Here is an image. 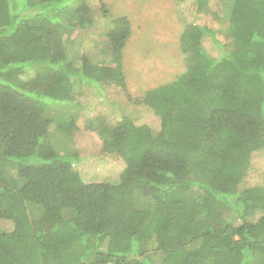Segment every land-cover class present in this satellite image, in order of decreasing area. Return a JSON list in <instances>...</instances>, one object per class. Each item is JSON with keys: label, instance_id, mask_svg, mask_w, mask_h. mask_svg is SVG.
Wrapping results in <instances>:
<instances>
[{"label": "trees", "instance_id": "16d2710c", "mask_svg": "<svg viewBox=\"0 0 264 264\" xmlns=\"http://www.w3.org/2000/svg\"><path fill=\"white\" fill-rule=\"evenodd\" d=\"M182 1L183 71L131 98L127 18L85 0H0V221L13 225L0 264H264V179L240 187L264 154V0ZM99 23L100 53L74 55ZM41 72L52 85L26 81ZM111 89L123 109L104 101ZM80 123L115 181L74 169ZM29 216L51 223L49 239Z\"/></svg>", "mask_w": 264, "mask_h": 264}, {"label": "rangeland", "instance_id": "374dc122", "mask_svg": "<svg viewBox=\"0 0 264 264\" xmlns=\"http://www.w3.org/2000/svg\"><path fill=\"white\" fill-rule=\"evenodd\" d=\"M85 2L92 8L95 5H105L108 11V18L105 20L108 22L119 17H125L130 23L131 35L123 50L122 59L123 70L127 74L125 87L127 97L142 96L143 92L149 89L172 82L183 71L184 56L180 51L179 36L190 21L189 16H187L190 11L187 6L182 4V0H85ZM210 6L213 11H222L220 0H210ZM93 11L92 9V13ZM99 25L97 32L92 30V33L87 35L85 40L77 41L70 46L74 55L89 54L90 52L92 54L100 53L101 43L99 40L103 32V25L101 23ZM203 46L209 54H215L216 51L211 42H206ZM45 73L47 72H41L37 75L31 74L26 77V81L33 79L38 84L52 85V79L48 73L47 76ZM112 90L110 91L111 98H105L104 101L109 104L110 100L113 99L111 102H115V104L110 105L115 110L123 109L117 104L122 105L127 98L120 95L116 96ZM87 93L84 92L83 96L85 97ZM83 96L80 94L76 107H74L75 110H79L77 107H80L81 104L84 107L87 106L88 103L83 100ZM103 97V95L100 96V98ZM88 117L93 120L97 119L98 111L91 110ZM132 119L155 123L151 116H144L142 112L134 114ZM80 127L82 130L77 131L73 137V149H78L79 155L84 160L78 165H74V169L86 183L115 181L120 167H114L113 161L96 155L95 152L99 147L93 145L94 141L90 139L94 133L84 128L81 123ZM89 133L91 135H88ZM94 138L96 139V137ZM263 179L264 154H260L253 158L251 168L240 187H252L261 183ZM39 219V217L34 216L31 217L30 222L33 227L40 226L39 228L46 231L47 240L52 233L51 223ZM0 228L9 231L13 229V225L9 222L0 221Z\"/></svg>", "mask_w": 264, "mask_h": 264}]
</instances>
